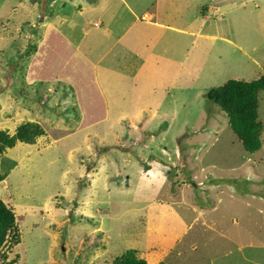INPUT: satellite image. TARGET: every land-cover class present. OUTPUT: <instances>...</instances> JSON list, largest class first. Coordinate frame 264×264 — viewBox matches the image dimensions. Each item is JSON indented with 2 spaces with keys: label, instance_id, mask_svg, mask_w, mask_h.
<instances>
[{
  "label": "rangeland",
  "instance_id": "1",
  "mask_svg": "<svg viewBox=\"0 0 264 264\" xmlns=\"http://www.w3.org/2000/svg\"><path fill=\"white\" fill-rule=\"evenodd\" d=\"M115 1L117 6L109 5V0H0V133L13 138L21 125L41 132L15 140L0 154V170L7 176L0 183V200L14 213L17 228L3 234L0 264H113L130 251L147 264H264V159L260 161L264 129L260 134L259 128L263 148L247 154L227 115L206 98L211 89L229 80L251 82L264 76V0H259L260 7L245 8L237 6L238 0H220L224 8L229 7L224 10L227 28L220 29L236 36L231 39L243 51L226 43L220 54L219 45H207L203 71L183 80L179 94L149 87L147 105L155 111L153 117L145 104L146 111L137 121L131 120L138 127L119 125V134L109 129L105 134L77 122L79 88L65 83L67 92L64 89V77H71L73 68L64 72V51L56 52L64 47V35L77 30L72 19L79 15L86 18L85 30L92 28L88 21L97 19L107 23V30L116 25L126 28L125 21H117L118 14L125 19L129 3ZM87 3L91 14L84 10ZM86 39L95 44L97 53L111 43L105 34L98 37L99 43ZM85 59L92 70L95 61ZM130 77L131 86L124 87L131 80L120 76L117 88L140 96L136 79ZM83 95L93 99L87 92ZM142 102L143 97L124 102L123 113H134L135 107L144 106ZM121 106L117 104L113 111L118 113ZM257 106V121L264 123V89L257 93ZM155 126L167 127L163 131L167 133L149 141ZM175 137L191 148L188 167L160 154L161 148L175 145ZM74 146L79 148L74 150V161L67 160L66 153ZM100 152L98 160V155L93 157ZM104 152L120 161L126 155L128 166L122 173L119 166L109 168L113 161ZM76 154L81 156L79 161ZM87 163L92 164L90 170ZM231 166L235 171H229ZM201 169L206 175L211 171L222 176L212 185L234 186L242 192V201L225 193L215 211L199 215L201 206L211 203L202 192L204 186L193 188L204 179ZM225 174L235 177L225 178ZM83 176L84 189L78 184ZM175 195V200L188 202V212L180 210V220L172 225L179 231L171 226L178 206L171 199ZM158 199L166 212L148 205ZM228 214L239 218L237 225ZM185 224L191 225L186 234ZM172 233L184 235L185 242H176Z\"/></svg>",
  "mask_w": 264,
  "mask_h": 264
},
{
  "label": "crops",
  "instance_id": "2",
  "mask_svg": "<svg viewBox=\"0 0 264 264\" xmlns=\"http://www.w3.org/2000/svg\"><path fill=\"white\" fill-rule=\"evenodd\" d=\"M87 1L89 3L90 0ZM104 1L105 0H100L102 3ZM219 1L220 0H127L129 4L126 5L125 12H128V14L124 16V20H122V15L118 14L117 21V24L121 23V21H125L124 25L126 28L124 29H121L124 26L116 25L115 29L107 30V23L97 19L94 22L88 21L87 25L92 28L91 30H85L86 18L84 16L79 15L77 20L72 19L74 24L73 27H77V30H72L70 32L71 34L64 35V47L60 46L56 54L64 51V72L67 68H73L71 77H64V89L67 92L65 83L79 88L77 100L80 114L77 116L79 118L77 122L81 123L84 128L92 127L95 128L96 131H104L105 134L108 133V129L109 133L119 134V132H116L119 125L127 129L132 125L138 127L139 123H135L131 120L137 121L139 119L143 110L146 111L145 104L147 110L150 112V117H153L155 113V111L147 105L149 103L147 97V95L150 94V92H148L150 89L149 87L156 85L159 89L162 88L164 93L168 92L169 95L179 94L183 80L187 81L190 77L196 76L198 71H203L208 46L214 48L219 45L221 50L220 54L223 53L222 44L228 43V45L238 47L236 43H234V39H231L237 37H230L221 30L227 28L226 25H228V23L224 22V17L227 14L224 13V10L229 7L224 8ZM233 1L234 0H231V2ZM112 2L117 6L115 0H109L108 4L110 5ZM88 3L84 10L91 14L92 10H89ZM239 3L242 4L244 8L248 5L255 7L258 4L260 7L259 0H238L237 6ZM66 17L67 15H65V21ZM219 20L222 21V24ZM78 28L83 30L80 29V31H78ZM70 29H72V27ZM88 31H90L91 34H89ZM130 32H133L132 36L127 37ZM102 34L110 38L111 43L108 47H103L104 51L101 50L97 53L95 44L89 43L86 38H89L92 42L98 41L99 43L98 37ZM238 49L243 51L241 47H238ZM220 54H218V50L215 51V56H219ZM243 54L246 55L245 52ZM86 57H91L95 61L92 65V70L89 69V65L85 64ZM156 70H159L157 74L154 72ZM87 75L88 77L85 78L84 76ZM120 76L130 80V76H133L136 79L138 94L140 96L135 97L129 91L123 94V88H117V85L120 84V81H118ZM131 85L132 80L130 84L124 85V87ZM101 91L105 93L103 94L105 99L103 95H99ZM86 92L92 95V100H89L88 96L83 95ZM161 93L163 94L162 91ZM141 97L145 99V103L142 102L144 104L143 107H135L136 111L134 113H123L125 106L124 102L133 99L134 101H138ZM95 100L99 102L98 106L94 104ZM169 102L171 101L169 100ZM117 104H121L122 108L118 110V113H115L113 109H118ZM226 115L225 113V116ZM84 116H88L87 118L89 119L82 121L81 118H84ZM218 117L219 115L215 113L214 118ZM226 121L229 123L228 116H226ZM256 122L260 125V134L263 133L264 123L257 121V114ZM147 128L153 129L151 127ZM164 130H167V127L155 126L154 130L149 131L148 140H154L153 137L158 133L162 134ZM165 133L167 132L163 134ZM262 136L259 135L258 137L260 143L259 149L263 148ZM173 143H175V145L171 148H161L160 154L166 157L167 160H170V162L175 160V162H181L180 164L184 167H188L187 163L191 160L190 157L192 155L190 146L187 145V142L185 143V141H182L181 137H175ZM124 144L129 145V142L126 141ZM72 149L73 151H71V149L67 151L66 158L67 160L74 161V150H79V148L74 146ZM170 150L174 153H170ZM256 151H246V153L255 155ZM101 156L102 153H100L98 157L96 153L93 157H97L98 160ZM104 156L113 161L109 168L115 167L117 169L118 166L120 167L119 173H122L123 169L129 164L125 157L126 155L122 156L124 158L123 161H120L113 153L104 152ZM80 158L81 156L76 154V160L79 161ZM263 159L264 156L260 158V161ZM89 165L91 169L92 164ZM145 165L150 166L151 163L147 161ZM204 171L206 170L201 169L204 179H199L198 181L201 186L197 185V183L193 185V188H201L204 186L202 192L204 195L206 194V200H210L211 203H204L199 210V215L205 210L215 211L217 209V204L224 200L223 194L225 193H229L231 195L230 198L240 200L239 196L242 195V192L235 189L234 186L227 187L226 185L219 184L213 186L212 180L221 181L223 180L222 176L216 174L212 175L211 171L209 173L207 172L208 175H206ZM229 171H235V166H231ZM1 174L4 176L5 180L7 176L2 172ZM225 176V178L229 179L235 177L227 174H225ZM192 177L195 179L196 176ZM209 177L210 179H208ZM209 190L213 192H209ZM175 198L176 195L171 196V199L178 204L173 219L174 222L171 223V226L180 220V214L178 213L180 210H185L186 213L188 212L186 209L188 202H181V198H177L176 200ZM169 199L170 197H168V200ZM241 201L242 200H240V202ZM148 205H157V209L159 208L158 211L166 212L167 210L166 206L162 207V199L156 201L151 200ZM197 211L192 212V216L196 214ZM226 216L230 218L232 224L237 225L236 222L239 218H236V216L234 217L233 214H228ZM189 218H191V216H189L188 219ZM190 226L189 224L183 225L185 234L188 232L187 229L191 228ZM172 230L175 231L177 229H173L172 226ZM198 232L199 231H195L194 234ZM172 235L175 240H177L176 242H185L184 235L181 236L182 234L174 233H172ZM138 259H144L146 262L145 258L138 257Z\"/></svg>",
  "mask_w": 264,
  "mask_h": 264
},
{
  "label": "trees",
  "instance_id": "3",
  "mask_svg": "<svg viewBox=\"0 0 264 264\" xmlns=\"http://www.w3.org/2000/svg\"><path fill=\"white\" fill-rule=\"evenodd\" d=\"M262 89H264V76L251 82L229 80L224 85L211 89L206 95L209 101H212L227 114L233 133L243 143L245 150L248 152H254L260 147L258 140L260 125L256 122V114L257 93ZM32 132L34 137L40 136L41 133L37 130L32 131L29 126L23 125L19 127L13 138H10L4 132L0 133V154L6 148H10L15 140L27 139ZM100 153H97V155ZM90 167L89 163H87V170ZM3 180L4 176L0 171V183ZM84 181H86L85 176L78 182L82 189H84ZM15 224L14 213L0 200V242L3 241L4 232L17 230ZM113 264L147 263L142 259H137L136 254L130 251L122 257L115 258Z\"/></svg>",
  "mask_w": 264,
  "mask_h": 264
}]
</instances>
